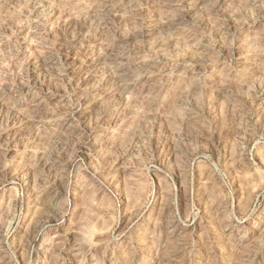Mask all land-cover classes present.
I'll use <instances>...</instances> for the list:
<instances>
[{"label": "rangeland", "instance_id": "obj_1", "mask_svg": "<svg viewBox=\"0 0 264 264\" xmlns=\"http://www.w3.org/2000/svg\"><path fill=\"white\" fill-rule=\"evenodd\" d=\"M0 264H264V0H0Z\"/></svg>", "mask_w": 264, "mask_h": 264}]
</instances>
